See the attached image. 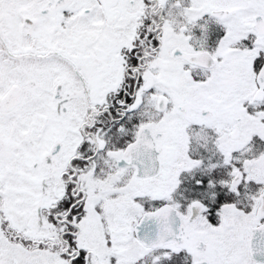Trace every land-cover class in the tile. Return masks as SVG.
Returning <instances> with one entry per match:
<instances>
[{
    "label": "snow or ice",
    "instance_id": "6c2138e0",
    "mask_svg": "<svg viewBox=\"0 0 264 264\" xmlns=\"http://www.w3.org/2000/svg\"><path fill=\"white\" fill-rule=\"evenodd\" d=\"M0 264H264V0H0Z\"/></svg>",
    "mask_w": 264,
    "mask_h": 264
}]
</instances>
